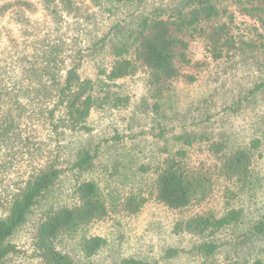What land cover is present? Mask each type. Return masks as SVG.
I'll return each mask as SVG.
<instances>
[{"label":"rangeland","instance_id":"374dc122","mask_svg":"<svg viewBox=\"0 0 264 264\" xmlns=\"http://www.w3.org/2000/svg\"><path fill=\"white\" fill-rule=\"evenodd\" d=\"M179 1L0 0V215L31 175L50 164L59 170L56 183L10 238L15 251L3 264H44L37 224L48 210L77 203L83 180L97 183L109 211L73 237L55 240L56 250L75 262L264 264V236L249 233L264 219V24L239 12L236 0H223L233 13L236 49L213 59L200 39L191 41V62L181 66L191 80H174L158 108L144 72L108 83L101 74L113 61L112 44L128 45L143 16L171 11ZM72 67L94 85L97 105L86 120L88 130L67 127L58 105V89ZM253 139L259 140L256 149L250 148ZM212 142L227 152L251 149L246 181L225 182L212 173ZM85 149L94 154L93 166L78 171L72 164ZM178 150L185 167L204 163L212 189L170 209L158 201L155 185L163 160ZM131 197L143 199L135 213L125 207ZM229 199L242 211L241 220L208 238L218 244L214 254L197 255L198 237L175 231L176 223L200 214L219 217ZM90 236L106 242L87 256L80 242Z\"/></svg>","mask_w":264,"mask_h":264},{"label":"trees","instance_id":"16d2710c","mask_svg":"<svg viewBox=\"0 0 264 264\" xmlns=\"http://www.w3.org/2000/svg\"><path fill=\"white\" fill-rule=\"evenodd\" d=\"M235 3L239 12L249 17L256 15L264 24V0H236ZM155 11L143 16L136 28L129 32L131 42L128 45L116 42L110 46L113 61L107 70H101V74L104 75V82L108 83L144 72L149 97L158 108L157 100L170 90L174 80L183 76L191 80L181 70V66L191 62L188 53L191 41L200 39L205 51L213 59H220L236 49V40L232 29L233 13L223 4V0H181L171 11ZM244 44L250 47L248 42ZM93 91L91 80L81 79L75 67L68 69L58 89V105L63 108L67 127L88 130L86 120L92 108L97 105ZM178 139H184V135L178 136ZM258 146V139L251 140V149ZM251 149L227 152L219 143L212 142L209 152L213 154V162L208 168L225 182L246 181L252 159ZM183 154L182 150H178L166 157L156 178V197L170 209L183 208L194 195L206 197L212 189L211 177L204 163L197 168L185 167L177 159ZM93 160L94 154L88 149L80 150L72 168L86 171L93 166ZM58 177V168L50 164L31 175L13 195L6 215H0V264L15 251L10 238L27 221L33 207L53 187ZM76 193L77 203L48 210L37 224L36 248L44 264H83L56 250L55 240L61 236L73 237L87 225L108 215V202L94 180L79 182ZM230 199L225 201L226 209L219 217L200 214L176 223L175 231H185L198 237L199 242L194 246L197 255L208 257L214 254L218 244L208 238L241 220L242 211L231 207ZM142 203L143 199L137 201L131 197L125 207L135 213ZM249 233L264 236V219L255 221ZM105 242L101 236L83 237L80 249L91 256ZM169 253L173 255L176 251L170 250ZM131 263L138 264L134 260Z\"/></svg>","mask_w":264,"mask_h":264}]
</instances>
